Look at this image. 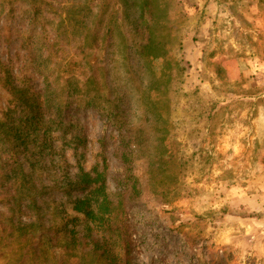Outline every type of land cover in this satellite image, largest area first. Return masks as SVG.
I'll list each match as a JSON object with an SVG mask.
<instances>
[{
    "label": "rangeland",
    "instance_id": "rangeland-1",
    "mask_svg": "<svg viewBox=\"0 0 264 264\" xmlns=\"http://www.w3.org/2000/svg\"><path fill=\"white\" fill-rule=\"evenodd\" d=\"M136 1L0 0V115L16 97L6 83L12 74L19 77L25 47L54 65L82 58L78 47H98L90 34L109 29L112 41L103 39L101 60L110 80L119 71L130 75L128 86L117 87L133 97L129 127H144L147 138L143 145L133 138L143 189L129 209L134 264H264V0H151L154 30L172 35L165 45L171 76L154 91L164 116L155 114L153 122L137 97L143 62L131 56L125 68L113 60L132 38ZM79 117L88 127V165L106 159L113 177L118 132H108L103 149L101 117L91 109ZM27 148L0 150L1 210L2 199L16 190L15 171L37 162L34 144ZM44 172L53 181L52 169ZM43 264L56 260L50 255Z\"/></svg>",
    "mask_w": 264,
    "mask_h": 264
},
{
    "label": "trees",
    "instance_id": "trees-1",
    "mask_svg": "<svg viewBox=\"0 0 264 264\" xmlns=\"http://www.w3.org/2000/svg\"><path fill=\"white\" fill-rule=\"evenodd\" d=\"M130 7L136 10L132 38L126 39L125 49L118 51L122 56L115 52L113 60L125 68L135 58L131 56H136L139 65L143 62L137 97L149 122L160 112L157 100L161 96L157 98L155 93L159 83L171 76L167 67L172 60L165 45L172 35L154 30L151 0H139ZM92 35L98 47H78L82 58L72 55L54 65L41 60L38 50L25 47L19 77L12 74L6 83L9 93L16 97L0 115V150L15 154L21 147L28 150L32 142L38 158L36 163L29 161L28 168L21 166L20 172L15 171L19 175L14 183L16 190L2 199L7 205L0 209V264H43V258L50 255L56 264H134V227L129 209L143 189L133 138L141 140V145L147 138L144 127L137 131L129 127L133 97L127 96L129 89L126 96L120 95L117 87L128 86L130 75L124 78L119 71L110 80L111 69L101 60L104 48L99 46L103 39L112 41L110 30L103 36L100 31L91 33L89 38ZM167 86L172 85L169 82ZM142 88L151 95H145ZM83 109L101 117L103 149L112 137L108 132H118V170L111 178L106 159L103 165L101 161L87 163L88 127L79 117ZM32 165L37 166V175ZM51 169L55 173L53 181L44 172ZM69 207L76 214H70Z\"/></svg>",
    "mask_w": 264,
    "mask_h": 264
}]
</instances>
